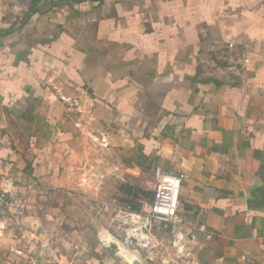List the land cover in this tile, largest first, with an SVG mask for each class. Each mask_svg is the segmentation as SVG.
I'll return each mask as SVG.
<instances>
[{
    "label": "crops",
    "instance_id": "crops-1",
    "mask_svg": "<svg viewBox=\"0 0 264 264\" xmlns=\"http://www.w3.org/2000/svg\"><path fill=\"white\" fill-rule=\"evenodd\" d=\"M157 164L167 258L264 264V0H0V188L28 199L0 264H130L98 220L161 242Z\"/></svg>",
    "mask_w": 264,
    "mask_h": 264
},
{
    "label": "built area",
    "instance_id": "built-area-1",
    "mask_svg": "<svg viewBox=\"0 0 264 264\" xmlns=\"http://www.w3.org/2000/svg\"><path fill=\"white\" fill-rule=\"evenodd\" d=\"M153 177L154 195L145 218L165 224L177 223L184 174L173 173L163 165L157 164L153 170ZM27 209L26 194L16 190L12 183L0 188V231L18 227L26 216Z\"/></svg>",
    "mask_w": 264,
    "mask_h": 264
},
{
    "label": "rangeland",
    "instance_id": "rangeland-1",
    "mask_svg": "<svg viewBox=\"0 0 264 264\" xmlns=\"http://www.w3.org/2000/svg\"><path fill=\"white\" fill-rule=\"evenodd\" d=\"M150 171V169H149ZM149 171H146L145 173V178L146 177H149V175L152 173V170L149 172ZM146 193V192H145ZM144 193V194H145ZM145 197L147 198V196L145 195ZM138 201H135V203H132L133 205H138L137 203ZM85 203L83 204H80V208L83 207ZM93 210V207L92 209ZM94 211V210H93ZM96 214H94V212L92 213V215L89 217V218H86L88 220V222H92L94 223L96 221ZM145 217L147 216L146 214L144 215ZM99 217V216H98ZM77 219H80V218H77ZM146 221H148L147 223V226L144 227L143 229L146 230L149 229L151 233H153L159 240H161V242H157V241H154L152 242L153 240L151 238H148L147 240H145L144 242L147 243V245L145 246H139L138 244L136 243H133V240L132 238H129L128 239V234L126 235V232H125V228H128V229H131V228H136V227H139L140 223H133V222H127V223H122L120 218L118 220L116 219H111L110 216H107V218H99V225L101 226H105L107 227L108 229H116V234L117 236L120 238V240L122 242H124L127 246V248H131V250L129 249H124L122 251V254L125 253V255H129V253H127L128 251L132 252L133 255H135L137 257L136 254H140L142 260L145 261V263L147 264L148 260L147 258L148 257H153L155 260L153 264H165L162 262V259L161 257H163L164 260H167L168 263L167 264H190V261H189V257H186V256H178V260H172V258H167L169 256H167V254L164 253V251H166L165 246L169 244V236H167L165 233H162L164 232V229L163 228V231H162V225H158L157 227L154 228V223L155 221L154 220H147L145 218ZM135 222H137L138 220H133ZM151 225H153V228L150 229V227H152ZM156 228L158 229V231H156ZM133 232L132 233H135V230H132ZM145 237V236H144ZM131 246V247H129ZM137 250V251H136Z\"/></svg>",
    "mask_w": 264,
    "mask_h": 264
},
{
    "label": "bare ground",
    "instance_id": "bare-ground-1",
    "mask_svg": "<svg viewBox=\"0 0 264 264\" xmlns=\"http://www.w3.org/2000/svg\"><path fill=\"white\" fill-rule=\"evenodd\" d=\"M140 219H142V218H139L138 216H133V220H140ZM133 220H132V221H133ZM180 251H181V250H180ZM127 253H129V255L127 256V258H128L129 260H131V259H133V258L136 257V256L133 255L132 252H130V251H128Z\"/></svg>",
    "mask_w": 264,
    "mask_h": 264
},
{
    "label": "water",
    "instance_id": "water-1",
    "mask_svg": "<svg viewBox=\"0 0 264 264\" xmlns=\"http://www.w3.org/2000/svg\"><path fill=\"white\" fill-rule=\"evenodd\" d=\"M130 264H142L138 258H133L130 260Z\"/></svg>",
    "mask_w": 264,
    "mask_h": 264
},
{
    "label": "trees",
    "instance_id": "trees-1",
    "mask_svg": "<svg viewBox=\"0 0 264 264\" xmlns=\"http://www.w3.org/2000/svg\"><path fill=\"white\" fill-rule=\"evenodd\" d=\"M34 1H37V0H34ZM79 1H83V0H79ZM154 195V194H153Z\"/></svg>",
    "mask_w": 264,
    "mask_h": 264
}]
</instances>
